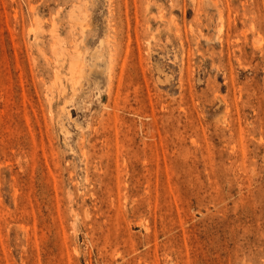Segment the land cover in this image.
<instances>
[{"label":"rangeland","instance_id":"obj_1","mask_svg":"<svg viewBox=\"0 0 264 264\" xmlns=\"http://www.w3.org/2000/svg\"><path fill=\"white\" fill-rule=\"evenodd\" d=\"M0 264H264V0H0Z\"/></svg>","mask_w":264,"mask_h":264}]
</instances>
